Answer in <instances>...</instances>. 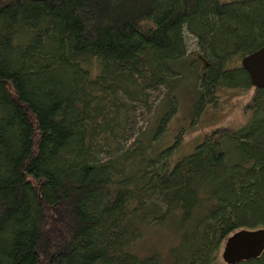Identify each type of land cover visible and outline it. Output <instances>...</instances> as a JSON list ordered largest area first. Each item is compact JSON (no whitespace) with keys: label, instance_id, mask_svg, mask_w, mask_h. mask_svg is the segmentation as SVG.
<instances>
[{"label":"trees","instance_id":"16d2710c","mask_svg":"<svg viewBox=\"0 0 264 264\" xmlns=\"http://www.w3.org/2000/svg\"><path fill=\"white\" fill-rule=\"evenodd\" d=\"M263 47L264 0H0V264H225L264 229V87L242 66ZM249 91L242 121L202 124ZM180 96L193 123L156 149ZM136 105L155 120L134 137ZM146 227L172 228L166 257L134 252Z\"/></svg>","mask_w":264,"mask_h":264},{"label":"rangeland","instance_id":"374dc122","mask_svg":"<svg viewBox=\"0 0 264 264\" xmlns=\"http://www.w3.org/2000/svg\"><path fill=\"white\" fill-rule=\"evenodd\" d=\"M186 44L188 51L196 50V45L192 37H186ZM163 91L152 94L150 98L149 105L154 108L157 101L162 97ZM253 91L242 92V93H225L222 96L221 104L219 106V111L207 110L202 116V124L208 128H212L215 125H223L232 121L240 122L243 120V106L250 100L252 97ZM191 106V101L188 97L180 96L179 99V112L178 116H175L170 123V126L166 132L164 138L158 143L153 144L154 148H162L169 145L170 141H173L174 137H177L180 133V129L184 126L186 129H189L193 123V117L189 115V107ZM149 110L144 109L141 105H136L135 110H132L128 115V124L129 132L128 134H136L143 132L144 130H150L154 126L153 118V109ZM192 126L193 131L199 130L198 128ZM189 130V131H190ZM201 130H199L200 132ZM201 133V132H200ZM196 133V136L201 135ZM196 138V137H194ZM194 138L189 139L185 146L179 150L182 153H190L194 149V145L197 142L193 141ZM165 140H169V143H165ZM133 140L129 142L132 143ZM129 144V143H127ZM178 152V153H179ZM183 155V154H182ZM172 229V228H171ZM167 229H158L152 227H146L145 236L140 241L137 242L134 252H137L140 256H147L150 250H154L163 257L168 254L169 248L177 244V237H174L173 230Z\"/></svg>","mask_w":264,"mask_h":264},{"label":"water","instance_id":"95a60500","mask_svg":"<svg viewBox=\"0 0 264 264\" xmlns=\"http://www.w3.org/2000/svg\"><path fill=\"white\" fill-rule=\"evenodd\" d=\"M251 82L264 87V47L242 60ZM264 252V229L241 230L231 235L223 245L221 259L225 264H236L258 258Z\"/></svg>","mask_w":264,"mask_h":264}]
</instances>
